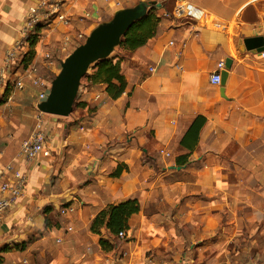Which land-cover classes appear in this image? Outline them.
I'll return each mask as SVG.
<instances>
[{
    "label": "crops",
    "instance_id": "0c3cea01",
    "mask_svg": "<svg viewBox=\"0 0 264 264\" xmlns=\"http://www.w3.org/2000/svg\"><path fill=\"white\" fill-rule=\"evenodd\" d=\"M117 1L67 0L62 13L70 24L56 19L35 45L39 75L52 82L79 44L75 35L88 36L112 17ZM137 1L160 4L156 35L117 54L127 82L122 96L114 100L106 85L85 82L76 101L94 111L73 106L69 116H52L45 150L17 164L27 185L0 221V247L27 245L2 253L0 264H264V57L243 45L264 35V0ZM38 2L0 0V66ZM66 35L73 39L64 53ZM28 48L24 42L21 51ZM228 58L223 97L210 76ZM21 72L17 65L15 77ZM34 88L26 79L12 104L0 105V167L17 158L32 131ZM199 115L206 123L190 151L181 140ZM127 199H137L140 211L128 221L124 254L104 251L91 223ZM64 206L75 211L63 215Z\"/></svg>",
    "mask_w": 264,
    "mask_h": 264
},
{
    "label": "built area",
    "instance_id": "2783aa9c",
    "mask_svg": "<svg viewBox=\"0 0 264 264\" xmlns=\"http://www.w3.org/2000/svg\"><path fill=\"white\" fill-rule=\"evenodd\" d=\"M66 1L67 0H39L36 5L31 6L28 9L24 17L25 25L22 31L23 38L6 52L4 64L0 66V98L6 96V104H10L13 101V96L16 91L24 88V81L26 79H29L33 86L39 88L36 106L46 100L51 87V82L39 75L38 67L33 61L34 59L26 66L20 64L22 56L21 48L29 33L36 25H48L56 19L61 20L65 25L70 24V18L62 13ZM129 1L130 0H118L115 4L122 9L121 7H123L124 3ZM85 16L87 17L89 14H86ZM86 37L87 36L83 33L75 35V39L79 43L86 39ZM72 39L73 38H71L70 35L64 37L61 46L62 52H68V46ZM261 55L264 57V52H262ZM44 58L51 63L52 56L49 51L44 53ZM17 65L22 66V72L16 75L14 80H10L9 77L15 73ZM224 67V61L218 63L217 70L210 76V82L212 84H220L221 71ZM150 70L153 71V68H150ZM9 85H11V87L7 93ZM43 115L44 113L38 110L35 128L27 138L20 142L17 158L0 167V221L3 218V215L22 197L27 185L26 174L17 167V164L38 158L46 148L48 139L43 126ZM74 211L75 208L72 206H64L60 209V213L63 215L72 214ZM68 230H72V228L69 227ZM118 237L124 239L126 237V231H120Z\"/></svg>",
    "mask_w": 264,
    "mask_h": 264
},
{
    "label": "trees",
    "instance_id": "16d2710c",
    "mask_svg": "<svg viewBox=\"0 0 264 264\" xmlns=\"http://www.w3.org/2000/svg\"><path fill=\"white\" fill-rule=\"evenodd\" d=\"M160 18L158 16V8L155 5L150 6L147 14L135 22L123 35L118 48L124 51L133 52L138 48L147 44V42L156 35ZM45 24H39L29 33L26 43L28 50L22 52L20 64L25 66L30 63L35 57V45L41 35V30L46 27ZM114 53V52H113ZM121 57L119 55H110L105 59H101L93 64V71L84 76L90 85L104 84L106 92L112 99H118L125 92L127 82L121 71ZM55 76V75H54ZM54 77H52L53 80ZM0 98V105L4 104L5 100ZM74 106L88 107L89 111H94V108L86 102H77L75 99ZM206 123V118L199 115L190 124L187 132L181 140V144L193 150L197 145L200 132ZM190 152L177 157V165L187 163ZM121 167L118 166L112 173V176L120 175ZM140 211V205L137 199H127L117 204L108 205L102 209L93 219L90 230L94 234L100 235V245L104 251H111L114 247L113 238L118 237L120 231H126L129 228L128 221L130 217ZM109 233V237L105 238L102 235V230ZM26 242L16 243L12 246L2 245L0 247V263H2V253L12 250H24Z\"/></svg>",
    "mask_w": 264,
    "mask_h": 264
},
{
    "label": "water",
    "instance_id": "95a60500",
    "mask_svg": "<svg viewBox=\"0 0 264 264\" xmlns=\"http://www.w3.org/2000/svg\"><path fill=\"white\" fill-rule=\"evenodd\" d=\"M150 5L160 7L156 2L141 1L131 7L118 9L107 21L96 25L85 41L79 44L60 64V70L51 82L46 100L37 104V109L45 114L66 117L73 111L81 79L91 65L109 57L119 46L126 31L148 12ZM244 48L252 53L264 51V35L243 40ZM232 59H226L221 71L220 94L225 97L224 86L231 68Z\"/></svg>",
    "mask_w": 264,
    "mask_h": 264
},
{
    "label": "rangeland",
    "instance_id": "374dc122",
    "mask_svg": "<svg viewBox=\"0 0 264 264\" xmlns=\"http://www.w3.org/2000/svg\"><path fill=\"white\" fill-rule=\"evenodd\" d=\"M133 1H135V3H134V5L136 4V3H138L139 1H137V0H130V2H133ZM111 18V17H110ZM109 18V19H110ZM109 19H105V20H103V21H107V20H109ZM102 22V21H101ZM85 41V39L83 40V41H81L79 44H81V43H83ZM78 44V45H79ZM77 45V46H78ZM76 46V47H77ZM121 49L120 48H118V46L115 48V50H114V53H112V55L114 56V55H117L118 53H121ZM72 52V50L68 53V54H70ZM67 53H66V56L68 55ZM65 56V57H66ZM64 57V58H65ZM63 58V59H64ZM92 67H93V65H91V67L89 68V70H88V72H87V74H89V73H91L92 71H93V69H92ZM57 72L60 70V64L59 65H57ZM57 72L55 73V76H56V74H57ZM55 76H53V77H55ZM14 77H15V75H14V73H13V75H12V79H14ZM54 79V78H53ZM85 82H87L86 81V78L85 77H83L82 79H81V84H80V86H82ZM34 87H36V86H34ZM37 89H33V91L34 92H37V96H38V93H39V88L38 87H36ZM80 88V87H79ZM12 103H10L9 105H11ZM7 111H6V113H10L11 111L8 109V106H7V109H6ZM35 110V112L33 113V116L35 117L34 119V123H33V128H32V131L34 130V126L36 125V116L38 115V109L37 108H35L34 109ZM10 115H11V113H10ZM53 115H49V114H45L44 113V115H43V118H42V120H43V126H44V129H45V132H46V134H47V139L50 137V134H51V132L54 130V128H52V127H54V123H53V121H52V119H51V117H52ZM60 118H63V117H60ZM31 131V132H32ZM14 241H16V239L15 240H13V242ZM124 240L123 239H120V238H117V237H115V238H113V242H114V247H113V249L112 250H115V251H117L118 253H120V255H123L124 254V252H123V250L121 251V249H122V242H123ZM17 242H15L14 244H16ZM111 250V251H112Z\"/></svg>",
    "mask_w": 264,
    "mask_h": 264
}]
</instances>
